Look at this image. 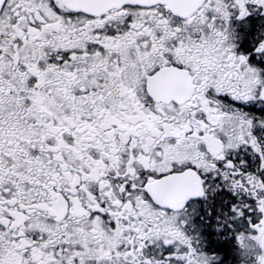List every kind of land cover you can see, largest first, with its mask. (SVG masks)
<instances>
[{
  "label": "snow or ice",
  "instance_id": "6c2138e0",
  "mask_svg": "<svg viewBox=\"0 0 264 264\" xmlns=\"http://www.w3.org/2000/svg\"><path fill=\"white\" fill-rule=\"evenodd\" d=\"M0 264H264V0H0Z\"/></svg>",
  "mask_w": 264,
  "mask_h": 264
},
{
  "label": "flooded vegetation",
  "instance_id": "af4514ba",
  "mask_svg": "<svg viewBox=\"0 0 264 264\" xmlns=\"http://www.w3.org/2000/svg\"><path fill=\"white\" fill-rule=\"evenodd\" d=\"M246 47H247V44L244 45V48H246ZM244 48H242V50H244ZM253 113L255 115H260V111L258 109L257 110H253Z\"/></svg>",
  "mask_w": 264,
  "mask_h": 264
}]
</instances>
